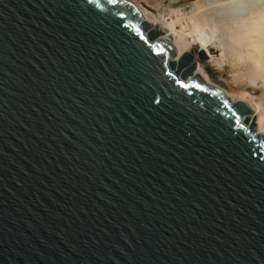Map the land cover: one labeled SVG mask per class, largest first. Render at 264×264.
Returning a JSON list of instances; mask_svg holds the SVG:
<instances>
[{"label":"water","instance_id":"obj_1","mask_svg":"<svg viewBox=\"0 0 264 264\" xmlns=\"http://www.w3.org/2000/svg\"><path fill=\"white\" fill-rule=\"evenodd\" d=\"M126 0H0V264H264V134Z\"/></svg>","mask_w":264,"mask_h":264},{"label":"bare ground","instance_id":"obj_2","mask_svg":"<svg viewBox=\"0 0 264 264\" xmlns=\"http://www.w3.org/2000/svg\"><path fill=\"white\" fill-rule=\"evenodd\" d=\"M126 1L156 39L185 47L173 60L192 55L189 78L243 101L256 115L255 133L264 134V0Z\"/></svg>","mask_w":264,"mask_h":264},{"label":"rangeland","instance_id":"obj_3","mask_svg":"<svg viewBox=\"0 0 264 264\" xmlns=\"http://www.w3.org/2000/svg\"><path fill=\"white\" fill-rule=\"evenodd\" d=\"M149 1V4L151 3V1L152 0H148ZM146 4H148V3H146ZM213 70V78H215L214 76H215V70L214 69H212ZM207 72V71H206ZM202 82H204V83H206V81H204L202 78L200 79ZM206 84H208V83H206ZM208 85H211V84H208ZM213 86H215V85H213ZM217 87V86H216ZM219 89H221L222 90V88H220V87H218ZM223 91V90H222ZM224 92V91H223ZM226 95V94H225ZM227 98H228V100L229 101H231V102H236V101H234V100H232L231 98H229L228 96H227ZM254 111V110H253ZM255 114V113H254ZM256 120H257V118H256V115H255V118H254V123H255V129H256V131L258 132V129H257V125H256ZM260 133V132H259Z\"/></svg>","mask_w":264,"mask_h":264}]
</instances>
